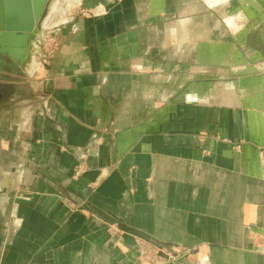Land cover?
Wrapping results in <instances>:
<instances>
[{"label":"crops","instance_id":"0c3cea01","mask_svg":"<svg viewBox=\"0 0 264 264\" xmlns=\"http://www.w3.org/2000/svg\"><path fill=\"white\" fill-rule=\"evenodd\" d=\"M69 1L0 89V264H144L85 204L187 264H264V0Z\"/></svg>","mask_w":264,"mask_h":264},{"label":"water","instance_id":"95a60500","mask_svg":"<svg viewBox=\"0 0 264 264\" xmlns=\"http://www.w3.org/2000/svg\"><path fill=\"white\" fill-rule=\"evenodd\" d=\"M49 2L50 0H0V37L13 36L19 43H23L19 44L20 47L26 48L41 32V24L45 18ZM0 55H7L12 60L10 65L16 63L22 65V59L14 57L9 51H5L3 45H0ZM4 65H7V63H4ZM79 208L94 213L107 223L117 225L122 232L152 244L160 250H169L179 263L187 264L186 259L174 251L170 244L163 243L146 233L135 230L116 217H110L90 205H80Z\"/></svg>","mask_w":264,"mask_h":264},{"label":"bare ground","instance_id":"6f19581e","mask_svg":"<svg viewBox=\"0 0 264 264\" xmlns=\"http://www.w3.org/2000/svg\"><path fill=\"white\" fill-rule=\"evenodd\" d=\"M59 0H50L45 18L42 22L41 32L39 35H36L35 39L32 40L31 43L27 45L26 48L20 47L22 42H18L13 36H5L0 37V45H3V49L5 51H9L14 57L22 59V67L27 72V67L31 70V68L36 67V58L38 57V53L40 51V48L42 46V38L44 32L47 30L45 26L50 25V20L48 21V24H46V21L48 17L50 16V13L53 10H57ZM20 44V45H19Z\"/></svg>","mask_w":264,"mask_h":264},{"label":"rangeland","instance_id":"374dc122","mask_svg":"<svg viewBox=\"0 0 264 264\" xmlns=\"http://www.w3.org/2000/svg\"><path fill=\"white\" fill-rule=\"evenodd\" d=\"M73 2V1H72ZM71 2V0L69 1V3H71V4H69L68 2H64V5L66 6V8H67V6L69 5V7L70 6H72L73 4H75V3H72ZM66 3V4H65ZM61 7H63V5L61 6ZM59 6L57 7V10H59ZM53 12L54 11H52L51 13H50V15H52L53 14ZM50 17L51 16H49L48 17V19H47V21H46V24H48V21L50 20ZM53 22H55V18H52V20H50V27L51 26H53L54 24H53ZM58 22L56 21V24H57ZM60 23H62V22H60ZM59 25V24H58ZM43 42H45L44 43V46H43V49H44V53L48 56V58H50V57H53L54 56V54L56 53V50H57V40L56 39H54V37H52V35L50 34V33H44L43 34ZM4 63H7V65H4ZM10 63H12V60L7 56V55H0V72H2V73H0V89L1 90H3L4 91V96H6V94L5 93H7L8 91H5L6 90V85H4L5 83L4 82H10V83H14V84H17V82L14 80L15 78L13 77V79L12 78H10V77H8V76H5V73H8V72H5V71H7V70H12V71H14L15 72V74L17 75V76H20L21 75V73H19L20 72V69H19V66H20V64H14V65H10ZM38 69V68H37ZM37 69H29V67H27V72H29V73H34ZM6 78H8L7 80H6ZM28 81H23V84L26 86V85H28L29 83H27ZM22 83V82H21ZM18 86L19 85H15V87H11V88H13L12 89V91L10 92L12 95L14 94V91L15 90H17L18 89ZM10 134H6L5 132L4 133H2L0 136L2 137V138H5V136H9Z\"/></svg>","mask_w":264,"mask_h":264},{"label":"built area","instance_id":"2783aa9c","mask_svg":"<svg viewBox=\"0 0 264 264\" xmlns=\"http://www.w3.org/2000/svg\"><path fill=\"white\" fill-rule=\"evenodd\" d=\"M236 148H239V146H237ZM76 174L77 175L81 174L80 169H78ZM140 252H141L140 260L144 264H161L166 260H172V261L176 260V257H174V255H172V253L169 250L167 249L160 250L154 245L144 241H142V247ZM179 255L181 256L182 253Z\"/></svg>","mask_w":264,"mask_h":264}]
</instances>
